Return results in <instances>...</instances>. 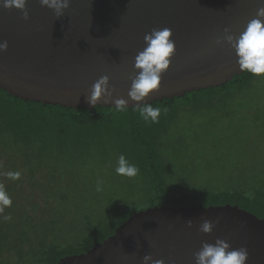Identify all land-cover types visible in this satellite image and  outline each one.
I'll return each mask as SVG.
<instances>
[{
    "label": "water",
    "instance_id": "95a60500",
    "mask_svg": "<svg viewBox=\"0 0 264 264\" xmlns=\"http://www.w3.org/2000/svg\"><path fill=\"white\" fill-rule=\"evenodd\" d=\"M2 2L0 43L6 40L9 47L0 51V88L26 100L92 109L87 95L105 75L115 98L133 106L128 92L137 72L135 57L153 29L172 30L176 53L148 103L220 86L243 73L234 49L215 41L225 28L239 36L262 0H71L60 18L40 0H28V20ZM205 219L215 224L210 234L199 230ZM187 220L193 221L191 228ZM217 239L232 249L246 247L247 264H264V219L232 204L136 211L103 242L55 264H143L146 254L166 264H196L203 243Z\"/></svg>",
    "mask_w": 264,
    "mask_h": 264
},
{
    "label": "trees",
    "instance_id": "16d2710c",
    "mask_svg": "<svg viewBox=\"0 0 264 264\" xmlns=\"http://www.w3.org/2000/svg\"><path fill=\"white\" fill-rule=\"evenodd\" d=\"M259 79L245 71L220 86L154 101L152 106L162 109L158 123L143 120L134 107L122 112L102 105L72 108L26 100L0 88V186L12 200L0 212V264H55L85 253L133 213L153 206L232 204L264 219L262 174L222 168L224 175L200 182L168 166L170 154L178 152L175 143H187L189 123L179 124L187 111L228 114L232 101L259 97ZM111 146L138 167L142 185L140 195L105 210L104 200L74 163H86L94 151L105 159ZM212 164L206 163L205 170L221 167ZM8 172L21 177L11 180ZM8 215L11 219L5 220Z\"/></svg>",
    "mask_w": 264,
    "mask_h": 264
},
{
    "label": "rangeland",
    "instance_id": "374dc122",
    "mask_svg": "<svg viewBox=\"0 0 264 264\" xmlns=\"http://www.w3.org/2000/svg\"><path fill=\"white\" fill-rule=\"evenodd\" d=\"M256 88H260V95L256 94L259 97L232 101L226 108L228 114L207 117L187 111L179 123H189L187 143H175L178 152L170 154L169 168L179 175L187 176L189 180L200 182L209 178V175H224L226 171L222 168L233 173L243 167L247 169V175L262 174L264 179V76H260ZM168 139L164 137V146ZM110 149L108 160L94 151L86 163H74L94 185L95 195L104 200L102 206L107 208L105 210H109L107 206L111 204L125 205L131 196L140 195L142 185L137 175L127 177L116 174L119 150L113 146ZM206 163H219L221 167L216 168L212 164L205 170Z\"/></svg>",
    "mask_w": 264,
    "mask_h": 264
},
{
    "label": "clouds",
    "instance_id": "9594fccd",
    "mask_svg": "<svg viewBox=\"0 0 264 264\" xmlns=\"http://www.w3.org/2000/svg\"><path fill=\"white\" fill-rule=\"evenodd\" d=\"M28 0H3L2 6L9 10L15 8L23 13L25 20L30 19L27 8ZM42 6L54 10L57 18L64 16L65 10L71 7V0H40ZM173 32L169 28L153 29L151 33L145 34L146 47L135 57L136 74L131 78L132 84L128 92V97L135 102L132 107L139 109L140 117L152 123H158L162 109L153 107L146 102L147 98L158 91L162 86V76L166 73L172 63V58L176 53V43L172 39ZM225 43L234 49L238 57V64L242 72H249L253 75L264 76V0L258 7L256 18L250 20L245 29L236 36L231 34V30L224 29V35L216 39L215 44L223 46ZM8 42L0 43V51L8 50ZM116 89L110 83V77L105 75L100 77L92 86L91 92L87 95V102L96 107L101 101L103 104L111 105L117 112L127 110L129 100L115 98ZM167 111V109H163ZM117 175L133 177L138 174L139 169L135 164L130 163L121 154L118 157ZM7 177L11 180H19L20 172H8ZM12 200L0 186V212L5 207H11ZM5 220H10L11 216H5ZM218 222V221H217ZM189 228L193 226L192 220H187ZM215 227L211 220H203L199 230L210 234ZM196 264H247L249 252L246 247L232 249L231 245L223 240L217 239L214 244L203 243L200 251L195 253ZM143 264H166L163 259H154L152 255L146 254L143 257Z\"/></svg>",
    "mask_w": 264,
    "mask_h": 264
}]
</instances>
